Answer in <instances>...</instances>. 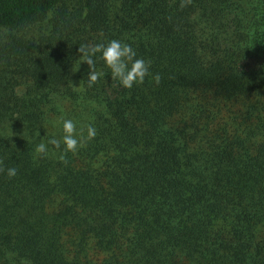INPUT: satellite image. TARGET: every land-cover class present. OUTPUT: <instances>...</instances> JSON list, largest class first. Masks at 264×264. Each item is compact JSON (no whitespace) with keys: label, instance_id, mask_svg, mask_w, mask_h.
I'll use <instances>...</instances> for the list:
<instances>
[{"label":"trees","instance_id":"16d2710c","mask_svg":"<svg viewBox=\"0 0 264 264\" xmlns=\"http://www.w3.org/2000/svg\"><path fill=\"white\" fill-rule=\"evenodd\" d=\"M180 3L0 0V264H264V0ZM113 39L143 84L72 71Z\"/></svg>","mask_w":264,"mask_h":264},{"label":"clouds","instance_id":"9594fccd","mask_svg":"<svg viewBox=\"0 0 264 264\" xmlns=\"http://www.w3.org/2000/svg\"><path fill=\"white\" fill-rule=\"evenodd\" d=\"M192 0H181V9L191 4ZM81 54L79 57L80 64H74L72 71L77 72L81 67V63L88 65V86L92 87L96 84L103 73L97 70V59L102 60L105 66L110 70L113 81L119 83L120 86L131 89L136 84H143L145 78L150 75V63L143 58L137 57L135 49L130 44L123 43L120 40L113 39L107 44H81L78 48ZM153 79L157 84L160 83V76L156 74ZM63 135L60 139L55 137L48 141V144L53 145L56 149H60L63 145V154L60 160L67 163L66 154L71 152L75 154L80 148L85 147L87 141L95 138L97 132L96 128L89 124L87 126V136H84L83 130L79 133L76 124L71 119L62 120ZM36 153L41 156L48 154L47 144L41 142L36 146ZM2 163V161H0ZM6 172L9 179L17 175L15 167L7 169L0 167V173Z\"/></svg>","mask_w":264,"mask_h":264},{"label":"rangeland","instance_id":"374dc122","mask_svg":"<svg viewBox=\"0 0 264 264\" xmlns=\"http://www.w3.org/2000/svg\"><path fill=\"white\" fill-rule=\"evenodd\" d=\"M76 65V64H75Z\"/></svg>","mask_w":264,"mask_h":264}]
</instances>
